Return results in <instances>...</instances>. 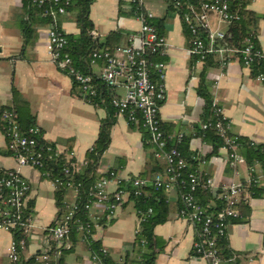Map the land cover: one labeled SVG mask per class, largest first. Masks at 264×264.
Returning <instances> with one entry per match:
<instances>
[{
	"label": "crops",
	"instance_id": "obj_1",
	"mask_svg": "<svg viewBox=\"0 0 264 264\" xmlns=\"http://www.w3.org/2000/svg\"><path fill=\"white\" fill-rule=\"evenodd\" d=\"M132 1L94 0L90 21L98 39L103 40L110 33L118 31L124 36L122 46L129 44L130 35L137 33L141 27L140 21L131 13ZM144 1L145 7L155 18L167 16L169 5L166 0ZM250 9L264 15V0H252ZM25 17L22 0H0V111L15 105L17 95L28 104L45 141L56 144L65 152L69 150L74 153L70 160L74 161L78 171L85 165L109 113L106 108L84 100L73 79L52 62L47 48L48 25H37L31 44L24 49L18 24ZM60 19L66 35H80L81 30L74 15L66 14ZM164 36L169 47L163 56L167 65L166 98L160 118L166 133L171 137L182 134L191 139L190 150L202 158L198 170L212 178L217 186L247 182L250 177L247 163L234 166L227 150L221 148L215 154L211 145L195 136L205 106L198 88L205 74L214 102L232 123V133L264 144V85L256 82L252 73L238 62L230 64L225 70L218 65L206 68L204 63L197 62L188 53L190 43L178 16L165 23ZM258 43L264 52V19L259 23ZM101 69V64L92 65V74L98 75ZM120 94L123 92L120 91ZM67 144H70L69 149ZM153 153L152 148L144 147L142 133L132 129L124 116L115 115L110 145L100 160L97 173L105 175L114 170L124 180L140 177L146 166L155 160ZM0 168L19 169L15 157L8 150L7 138L2 130ZM20 171L30 184V200L34 203L32 226L25 234L21 262L40 264L37 260H31L43 251L46 229L58 218L56 189L40 171L32 168H21ZM158 174L166 176L163 172ZM261 187L264 188V176ZM115 190L116 184L112 183L110 191ZM167 197L169 219L155 229L156 235L167 241V246L159 254L157 264H207L204 260L192 258L195 229L178 218V191L167 193ZM66 200L68 205L72 204L74 193L69 191ZM248 202L251 216L247 222L229 228L230 248L240 264H264V194L261 198H250ZM95 215H100L99 210H95ZM111 220L97 228L95 239L101 241L103 248L116 261L131 249L139 218L134 204L127 202ZM12 242L13 235L0 229V264H12L9 260ZM69 248L68 245L66 249ZM90 256L86 247L77 246L64 255V261L65 264H90Z\"/></svg>",
	"mask_w": 264,
	"mask_h": 264
},
{
	"label": "built area",
	"instance_id": "obj_2",
	"mask_svg": "<svg viewBox=\"0 0 264 264\" xmlns=\"http://www.w3.org/2000/svg\"><path fill=\"white\" fill-rule=\"evenodd\" d=\"M23 1H30L40 8L47 3H52L57 6L56 10L45 9L44 16L55 17L66 15V6L72 0ZM166 1L179 10L186 6L183 20L191 32L188 53L192 57H197V62L204 63L208 56L215 55L219 60L218 67L221 70H225L230 64L238 62L250 72L254 62H264V52L255 46L251 38H246L244 48L232 46L228 42L229 27L233 22L240 19L237 12H232L230 0H200L199 8L189 4V0ZM133 2L137 6L135 17L140 21L141 27L137 33L130 35L128 45L118 47L113 52H93L91 56L92 65L98 64V60L103 61L102 69L98 75L85 73L74 66L70 56L64 53L68 45L66 34L59 30L55 23L48 25L47 48L51 60L73 79L79 88L80 96L84 100L93 103V99L96 97L109 96L111 98L110 104L116 115L124 116L129 126H142L149 132V142L153 146L155 158L167 166V175L165 177L161 174L157 175L153 180V185L156 189H164L166 193L173 190L178 191L179 198L184 205V209L178 213V218L195 229L192 258L204 260L207 264H222V258L217 248V236H228L231 224L226 222V218L239 215L238 205L251 198L250 188L252 185H261L264 168L260 164L253 167L249 166V180L241 184L217 186L212 178L206 180V187L213 191L218 198L225 201V207L218 216L220 222L215 225L212 216L204 215L203 208L197 204L194 196V192L201 184L204 176L202 172L197 169L194 173H190L188 175L190 190L187 193L179 192L176 184L181 176V171L186 167V162L177 149H168V139L171 137L167 138L163 132L160 118L161 107L166 98L167 65L163 61L152 62L149 59L151 53H160L164 56L169 44L167 38L150 23L155 16L145 7V1L133 0ZM212 17L217 19L215 29L211 24ZM222 24H226L227 30H222ZM91 36L94 39L98 38V34L94 30L91 32ZM153 74L156 75V81L152 78ZM254 78L256 82L264 85V73H260ZM120 91L123 94H120ZM214 107L216 115L219 117L216 129L219 136L224 140L223 148L227 150L228 158L234 163V166L246 163L244 157L238 152L237 138L230 135L232 132L231 121L224 116L222 108L215 102ZM2 120L6 124L5 135L8 140V147L13 152L19 169L0 168V229L13 235V242L9 251L10 262L21 264L20 251L23 249L25 241L18 242L15 236L17 233L25 235L28 232L32 226L33 214L31 211L29 212L28 207L31 192L30 184L21 174L20 169L38 170L43 177L50 180V173L44 171L46 160L66 155L69 161L73 158L74 153H66L58 146L53 149L50 143L45 141L42 131L38 127L24 133L13 108L6 107L3 109ZM208 126L204 125L203 128L207 129ZM183 137L184 135H179L178 140H182ZM252 143L260 144L255 141ZM258 168L260 170H257ZM76 171L74 166L72 168L65 167L63 173L66 177L71 178ZM50 181L55 189L63 185L60 180ZM124 181L132 183L136 188V195H140L141 190L149 184L147 180L139 177L124 180L116 172H108V176L103 177L94 185L90 193L91 200L85 206L95 227H101L95 223L101 214L108 213V218L113 219L117 210L128 200L130 192L121 189ZM112 183L116 184V190L113 192L110 191ZM67 187L74 193L75 200L68 205L69 212L46 229L43 240L44 249L37 257V261L42 264H53L50 252L54 248L60 249L68 246L66 241L70 233V223L78 209L77 200L80 195V187L79 185L76 186L72 180L67 182ZM95 210H99L100 215H95ZM151 212L149 210V213ZM142 221L143 219L139 218L136 236L140 232ZM199 223H203L202 228L196 230V225ZM80 231L83 233V243L95 239L91 224L80 227ZM104 252L107 251L104 249ZM89 262L90 264H99V259L97 256L91 255ZM115 264H130V262L120 258L115 261Z\"/></svg>",
	"mask_w": 264,
	"mask_h": 264
},
{
	"label": "trees",
	"instance_id": "obj_3",
	"mask_svg": "<svg viewBox=\"0 0 264 264\" xmlns=\"http://www.w3.org/2000/svg\"><path fill=\"white\" fill-rule=\"evenodd\" d=\"M93 2L94 0H72L71 3L66 6L67 14L74 15L81 33L77 36L66 35L68 45L64 50V53L70 56L76 68L81 69L85 73H92L91 56L94 51L113 52L116 48L123 45L124 39L123 34L118 31L110 33L103 40L98 38L94 39L91 36V32L94 30L90 21V11ZM199 2L200 0H189V4H192L197 8H199ZM251 2L252 0H230L232 12H237L240 17V19L233 22L228 29L227 40L232 46L244 48L246 45V38H251L255 46L260 49L258 43V31L259 23L264 19V15L252 11L250 9ZM167 3L169 5L167 16L163 19L154 18L150 23L159 30L160 34L164 35L165 23L178 16L181 18L185 34L189 40L191 38V32L183 20V13L186 12V6L179 10L174 8L169 2ZM136 7V4L132 1L131 13L134 16ZM56 8L57 6L52 3H47L44 7L40 8L30 1H23V10L26 17L20 19L18 25L24 40V49L31 44V41L34 38V29L37 25L45 26L55 23L57 28L62 31L60 18L64 15H57L55 17L44 16L45 9L56 10ZM193 58L198 61L197 57ZM149 59L152 62H162L163 56L160 55V53H151L149 55ZM97 63L103 66L102 60H98ZM204 64L206 68L213 65L217 66V57L215 55L208 56ZM251 69L253 77H256L260 73H264V62H254ZM152 78L156 81L155 74H153ZM198 94L204 100L205 106L202 122L200 126L196 128L195 136L200 137L204 142L211 145L214 149V153L216 154L221 148H223L224 140L219 136L216 129L219 117L215 112L214 99L210 93L205 74L202 75L201 84L198 88ZM102 100L104 101L102 102ZM110 100L111 98L109 96L96 97L93 99V104L106 108L109 113V117L103 121L97 141L88 153L85 165L80 170L76 171L71 178L64 175L63 170L65 167L72 168L74 166V161H68L66 155H62L59 158L53 157L52 159H47L45 162L46 168L44 171L50 173V180H60L63 182V185L58 186L55 190L56 203L59 209L57 220L61 219L69 212L66 195L71 190L67 187V182L72 180L76 186L79 185L80 187V195L77 200L78 209L76 210L74 218L70 223V233L66 241L70 248H54L53 251L50 252L53 264H65L64 255L71 253L77 246H84L92 256H97L99 264H115V260L111 258L108 252H104V248L100 240L93 239L87 243H83V233L80 231V227H86L88 224H91L94 234H96L97 231V227H95L92 219L89 217L85 206L89 200H91L90 193L92 192L94 185L103 177L108 176V173L105 175L98 174L97 170L102 156L110 145L111 128L115 122L116 114L114 108L110 104ZM14 102L15 105L8 106V108H13L16 111L21 130L24 133H28L30 129L36 128L37 126L35 124L34 117L29 110L28 104L19 99L17 95H15ZM2 111L3 110L0 111V130L5 133L6 124L2 120ZM204 125L209 126L207 129H204ZM130 127L134 130H139L142 133L143 145L146 149H153V146L149 142V132L144 127L135 125H130ZM162 130L167 138L171 137L168 133H166V129L163 124ZM230 135L237 138V143L239 145L238 152L244 157L246 163L250 167L260 164V166L264 168V144H253L251 140L234 135L232 132ZM190 142L191 139L186 137H183L182 140H178V137H171V139H168V149H177L186 162V167L181 171V176L177 180L176 184L180 193H187L190 190L188 175L190 173H194L195 170L198 169L199 162L202 160V158L190 150ZM50 145L53 149L57 147L56 144L53 143H50ZM67 146L69 149L70 144H67ZM8 150L13 155V152L9 149V147ZM69 152L70 151L67 150L66 153ZM166 170L167 166L165 164L163 165L156 158L155 160H152L146 166L144 173L139 177L149 182V184L141 190L142 193L140 195L135 194L136 188L132 185V183L125 181L122 182L121 189L130 192V196L125 203L132 202L138 218L143 219L140 225V232L136 236L131 249L124 257H121L127 262H130V264H157L159 254L163 252L167 246V241L157 236L155 229L157 226L168 221L170 205L166 191L162 188L156 189L153 185V180L157 175H159L158 173L163 172V174L167 175ZM111 171L114 170H110L109 172ZM208 178L209 177L206 175L203 176L201 184L194 192V196L197 204L203 208L204 215L212 216L213 224L215 225L220 222L218 216L225 207V201L218 198L213 191L206 187V180ZM250 194L251 198H261L264 194V188L261 187V185H252L250 188ZM125 203L123 205H125ZM33 205V201L30 200L28 204L29 212H32ZM183 209V202L179 198L178 213H180ZM149 210L152 212L149 213ZM238 210L239 215L237 217H227V223L236 225L247 222L251 216L249 202L242 201L238 205ZM108 222H112V220L108 218V213H104L99 216V218L95 221V223L101 227L105 226ZM54 224L55 222L52 225ZM202 224L203 223L197 224L196 230H200L202 228ZM212 229L214 230V227H212ZM15 238L18 242L26 241V237L22 233H17ZM217 248L220 257L222 258V264H240L239 260L236 258L237 256L235 252H233L230 248L228 236H217ZM22 250L23 249L20 251V255L22 254ZM58 252L61 253V255L57 256ZM40 254L41 252H39L31 261H36ZM21 264L23 263L21 262Z\"/></svg>",
	"mask_w": 264,
	"mask_h": 264
},
{
	"label": "rangeland",
	"instance_id": "obj_4",
	"mask_svg": "<svg viewBox=\"0 0 264 264\" xmlns=\"http://www.w3.org/2000/svg\"><path fill=\"white\" fill-rule=\"evenodd\" d=\"M217 19L215 18V17H212L211 18V24H212V27L215 29L216 27H217ZM221 28H222V30H226L227 29V26H226V24H222L221 25Z\"/></svg>",
	"mask_w": 264,
	"mask_h": 264
},
{
	"label": "water",
	"instance_id": "obj_5",
	"mask_svg": "<svg viewBox=\"0 0 264 264\" xmlns=\"http://www.w3.org/2000/svg\"><path fill=\"white\" fill-rule=\"evenodd\" d=\"M58 264H60V263H58Z\"/></svg>",
	"mask_w": 264,
	"mask_h": 264
}]
</instances>
